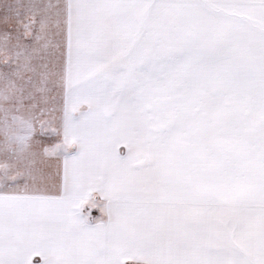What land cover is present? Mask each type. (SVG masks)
Here are the masks:
<instances>
[{
    "label": "snow or ice",
    "instance_id": "obj_1",
    "mask_svg": "<svg viewBox=\"0 0 264 264\" xmlns=\"http://www.w3.org/2000/svg\"><path fill=\"white\" fill-rule=\"evenodd\" d=\"M2 7L0 264H264V0Z\"/></svg>",
    "mask_w": 264,
    "mask_h": 264
},
{
    "label": "rangeland",
    "instance_id": "obj_2",
    "mask_svg": "<svg viewBox=\"0 0 264 264\" xmlns=\"http://www.w3.org/2000/svg\"><path fill=\"white\" fill-rule=\"evenodd\" d=\"M8 2H13V0H0V17H3L4 15V8L2 7V5ZM2 28H3V25L0 24V29ZM36 259H39V257H37Z\"/></svg>",
    "mask_w": 264,
    "mask_h": 264
}]
</instances>
